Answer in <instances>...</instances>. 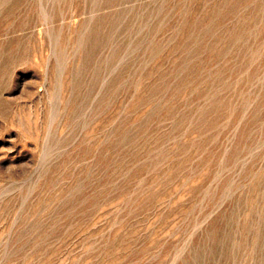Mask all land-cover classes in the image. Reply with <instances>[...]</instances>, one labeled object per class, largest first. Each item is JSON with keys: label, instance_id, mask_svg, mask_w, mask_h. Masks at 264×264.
<instances>
[{"label": "rangeland", "instance_id": "rangeland-1", "mask_svg": "<svg viewBox=\"0 0 264 264\" xmlns=\"http://www.w3.org/2000/svg\"><path fill=\"white\" fill-rule=\"evenodd\" d=\"M0 264H264V0H0Z\"/></svg>", "mask_w": 264, "mask_h": 264}]
</instances>
